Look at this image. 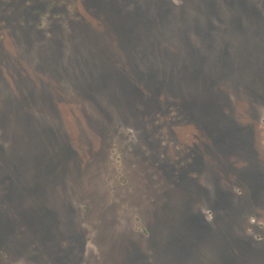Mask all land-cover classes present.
Masks as SVG:
<instances>
[{
	"label": "rangeland",
	"instance_id": "1",
	"mask_svg": "<svg viewBox=\"0 0 264 264\" xmlns=\"http://www.w3.org/2000/svg\"><path fill=\"white\" fill-rule=\"evenodd\" d=\"M262 18L0 0V264H264Z\"/></svg>",
	"mask_w": 264,
	"mask_h": 264
},
{
	"label": "trees",
	"instance_id": "2",
	"mask_svg": "<svg viewBox=\"0 0 264 264\" xmlns=\"http://www.w3.org/2000/svg\"><path fill=\"white\" fill-rule=\"evenodd\" d=\"M229 1V0H228ZM234 2V0H232ZM224 2L216 1L210 2L206 9H208L209 14L204 13L205 15L209 16V19H211V26L214 28H221L222 30H232L239 32L238 39L241 41L243 39L248 38L246 32H245V25L246 21L243 22L244 18L247 19L245 13L243 11H233L232 7H235L231 4V10L227 9L224 4ZM230 3V2H229ZM230 6L228 8H230ZM197 7V6H196ZM260 17V16H259ZM196 24L201 26L203 23L200 20L195 21ZM259 24L264 25V19L258 21ZM242 33V34H240ZM263 34V30L260 32ZM249 40V39H246ZM263 42L264 40L261 39ZM264 47V44L261 45ZM241 55L243 53H246V50L241 48ZM241 55L238 54L237 58H241ZM231 56H229L230 58ZM248 58H241L239 59L241 61L240 65V72H244L245 76L248 78H253L257 81L258 86L255 85L256 93H259L261 96L264 94V55H257L256 58L252 56H247ZM233 60L231 64L234 62ZM235 63V62H234ZM230 65V63L228 64ZM231 67V65H230ZM243 73V74H244Z\"/></svg>",
	"mask_w": 264,
	"mask_h": 264
}]
</instances>
